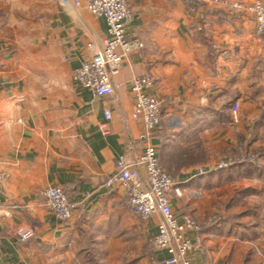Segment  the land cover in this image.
<instances>
[{"label":"crops","instance_id":"1","mask_svg":"<svg viewBox=\"0 0 264 264\" xmlns=\"http://www.w3.org/2000/svg\"><path fill=\"white\" fill-rule=\"evenodd\" d=\"M256 1L201 0L193 10L133 0L127 35L144 48L112 78L115 94L97 97L74 78L107 37L87 0L79 9L0 0V264H167L166 250L150 249L162 218L142 220L123 205V188L107 185L119 159L136 161L148 144L183 191L171 199L178 219L202 226L190 264H264V175L217 168L264 149V37L232 8ZM142 77L163 118L149 141L133 117L131 86ZM50 186L77 204L70 221L46 207L40 192ZM19 227L34 238L20 242Z\"/></svg>","mask_w":264,"mask_h":264},{"label":"built area","instance_id":"2","mask_svg":"<svg viewBox=\"0 0 264 264\" xmlns=\"http://www.w3.org/2000/svg\"><path fill=\"white\" fill-rule=\"evenodd\" d=\"M60 1L65 7L79 9L85 0ZM200 1L185 0L187 6L193 10ZM132 2L133 0H87V9L94 16L106 20L107 37L102 41L101 50L75 70L74 78L97 97L115 94L119 85L113 84L112 78L119 74L133 54L144 48L141 41L127 35V25L134 18ZM232 8L252 17L256 34L264 37V4L261 1L252 4L236 2ZM150 84L148 77H142L135 79L131 86L135 103L133 117L143 124L145 134L142 139L146 141L150 140L153 132L163 123L160 102L145 92ZM239 112L240 102L237 101L232 107L235 124L240 121ZM105 116L111 119L110 112H106ZM104 127L105 125L102 126L103 129ZM229 165V161H222L217 168L222 170ZM117 169L107 185H119L123 188V205L142 220L154 216L162 218L159 231L150 242V249L153 252L166 250L170 255L167 264H190V255L201 242L199 235L202 226L189 214H185L182 221L175 214L171 205L172 196L182 197L183 191L163 170L156 149L148 144L144 153L133 162L120 158ZM204 172V169L199 170V174ZM6 177L4 172H0V186ZM40 195L46 207L61 222L70 221L78 208L60 187H46ZM214 223L215 218H210L206 225ZM190 233L198 235L196 244L190 239ZM16 236L20 242L25 243L32 240L35 234L31 229L19 227Z\"/></svg>","mask_w":264,"mask_h":264},{"label":"rangeland","instance_id":"3","mask_svg":"<svg viewBox=\"0 0 264 264\" xmlns=\"http://www.w3.org/2000/svg\"><path fill=\"white\" fill-rule=\"evenodd\" d=\"M229 162L231 163V165H229L227 168H224L222 170H227V169H231L234 166L235 167H245L246 164H250L255 170H260L262 172H264V149L261 150H255L252 154L250 155H243L240 154L238 155L236 158H232L231 160H229ZM254 174H258L257 172L253 171ZM262 175H264V173H262ZM211 216H218L217 213H214ZM215 218L216 217H212Z\"/></svg>","mask_w":264,"mask_h":264},{"label":"trees","instance_id":"4","mask_svg":"<svg viewBox=\"0 0 264 264\" xmlns=\"http://www.w3.org/2000/svg\"><path fill=\"white\" fill-rule=\"evenodd\" d=\"M262 125H263V122H257V123H255V125H254V129H255V130H258V129H260V128L262 127ZM245 167H246L247 169H249L250 172L255 171V172L259 173V174L263 173V172L260 171V170H258V171L255 170L250 164H246Z\"/></svg>","mask_w":264,"mask_h":264}]
</instances>
